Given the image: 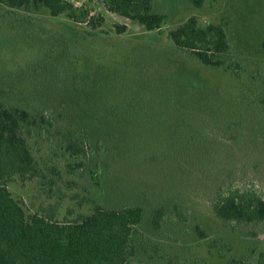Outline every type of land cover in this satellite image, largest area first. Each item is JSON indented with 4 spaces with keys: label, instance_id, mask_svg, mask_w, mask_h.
I'll use <instances>...</instances> for the list:
<instances>
[{
    "label": "rangeland",
    "instance_id": "obj_1",
    "mask_svg": "<svg viewBox=\"0 0 264 264\" xmlns=\"http://www.w3.org/2000/svg\"><path fill=\"white\" fill-rule=\"evenodd\" d=\"M70 1L89 11L90 22L46 8L0 6L3 97L32 109L61 99L67 112L55 114L50 132L31 138L41 163L60 171L63 198L49 197L37 178L17 176L8 182L12 194L28 213L58 219L90 213L96 203L119 208L143 201L151 210L178 202L189 209L191 223L227 237L233 245L228 254L250 243L264 246V227L251 239L248 228L236 229L211 209L214 196L229 186L264 194V0H204L200 7L191 0H155V10L167 14L155 30L108 10L103 0ZM192 15L201 24L229 21L231 55L245 65L241 77L174 43L169 32ZM45 93L51 94L47 100ZM78 114L93 138L83 167L60 142ZM164 231L179 241L177 261L205 257L207 264H224L191 224L168 223Z\"/></svg>",
    "mask_w": 264,
    "mask_h": 264
},
{
    "label": "trees",
    "instance_id": "obj_2",
    "mask_svg": "<svg viewBox=\"0 0 264 264\" xmlns=\"http://www.w3.org/2000/svg\"><path fill=\"white\" fill-rule=\"evenodd\" d=\"M103 1L108 10L141 23L147 30L161 28L167 18L166 13L155 10V0ZM191 1L198 7L204 2ZM1 5L26 11L46 8L54 16L67 14L90 20L89 11L70 0H0ZM169 35L177 46L190 51L202 63L226 70L234 78L241 77L245 65L242 59L231 55L234 42L229 36L227 19L201 24L192 15ZM262 50L264 53V46ZM64 94L70 96L68 91ZM48 96L51 94L45 93L44 100ZM61 97L62 93H57L56 98ZM63 104L61 99L54 103L45 101L32 109L3 97L0 90V264H139L147 259L153 264H207L205 257L191 260L178 256L176 260L173 250L179 241L164 231L168 223L191 224L208 252L224 264H264V246H258L259 242L250 243L240 254H228L233 245L227 237L211 235L200 223H191L189 209L178 202L172 206L159 203L151 210L143 201L119 208L96 203L90 213L72 219H58L53 213L39 211L28 213L24 202L8 187L16 176L22 180L37 178L49 197L57 195L62 199L64 195L57 180L60 171L55 166L43 165L35 149L38 142H31L36 134L43 135L56 126L55 114L67 115ZM81 120L76 115L75 123L70 121L72 127L62 132L60 140L65 151L80 156L79 167L85 166L93 152V138ZM98 175L96 169V180ZM211 209L216 218L233 223L236 229L248 228L246 234L251 239L259 236L258 227H264V194L253 186L220 190Z\"/></svg>",
    "mask_w": 264,
    "mask_h": 264
}]
</instances>
